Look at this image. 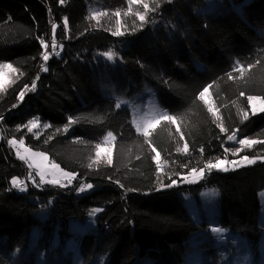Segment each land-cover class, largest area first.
<instances>
[{"label": "trees", "instance_id": "trees-1", "mask_svg": "<svg viewBox=\"0 0 264 264\" xmlns=\"http://www.w3.org/2000/svg\"><path fill=\"white\" fill-rule=\"evenodd\" d=\"M211 1L102 0L108 13L96 20L95 0H0V63L14 69L0 89V264H186L201 231V264L231 256L237 236L259 257L264 112L254 115L249 97L264 102V0H223L222 10ZM160 16L176 22L172 32L154 24ZM145 87L174 120L139 133L132 102L119 98ZM109 132L111 164L97 157ZM233 134L255 142L230 155ZM10 140L46 153L72 183L41 182ZM245 156L254 163L207 168ZM83 183L93 189L79 195ZM205 186L217 188V223L231 231L221 240L185 202L200 203Z\"/></svg>", "mask_w": 264, "mask_h": 264}, {"label": "rangeland", "instance_id": "rangeland-1", "mask_svg": "<svg viewBox=\"0 0 264 264\" xmlns=\"http://www.w3.org/2000/svg\"><path fill=\"white\" fill-rule=\"evenodd\" d=\"M223 0H217V2L214 4V2H207V7L210 9H219L222 10V4ZM105 9L103 8V2L102 0H95V2L92 5V16L98 20L102 15H105L108 13H105ZM155 25H160L165 27L167 33L172 32L175 29L176 22L173 19H169L167 17H158L154 21ZM56 51L53 49L52 52L54 53ZM14 69L8 62H2L0 63V89L4 88L8 82L11 79L12 73ZM113 83V82H112ZM111 79L105 80L104 85L106 86V89L113 90V86H110ZM112 85V84H111ZM108 87V88H107ZM133 95H122L119 99L124 100H130L132 102L131 112H132V121L134 123V126L136 130L139 133H147L150 129L155 127L157 123L162 119L163 116H165V113L161 110L159 106L158 97L156 94H154L148 87H145L143 90L135 92H132ZM253 100L250 102L251 105V111L253 113L252 104L254 103L256 106V109L258 110L261 107H264V102L262 99L258 96H252ZM123 100V101H124ZM123 104V102H120ZM134 104V105H133ZM256 113H260L257 111ZM39 124L36 122V126L34 129H38ZM114 140V135L112 134L111 137L108 135L106 138L103 139L99 149L100 156L99 158L103 160H108L109 156L111 155L112 151V141ZM239 138L237 135H235L234 140H229L231 143H234L235 146L227 150V153L230 155L236 156L245 146H242L239 144ZM245 140L253 141L255 142V139L246 138ZM2 141V134L0 133V143ZM13 141L15 143H13ZM11 144H14V146H17L15 149L19 153L20 156H24V159L28 162H30L33 165V168L36 170L37 173L43 171L45 174L44 181L52 180L53 178H61V184L68 183L67 180L63 179L61 177L62 172H70L68 170L63 169L60 165L57 163H54L50 160L49 156L38 150H34L27 145H25L22 141H15L10 140ZM239 149V151H237ZM43 153V155H40ZM253 160V159H250ZM237 161H242L238 160ZM254 161V160H253ZM245 165H248L247 162H243ZM242 163V164H243ZM52 165H58L59 167L56 169H53ZM228 167L230 168L229 164ZM72 173V172H71ZM75 178V174H74ZM13 180L17 181L18 184L21 183V180L18 178H14ZM12 180V183H13ZM197 180V179H196ZM88 184V183H83ZM82 184V185H83ZM27 183L24 181V186L22 188H19L20 192H24L27 190ZM17 188V187H16ZM80 188V187H79ZM18 189V188H17ZM23 189V190H20ZM93 189V187H92ZM92 189H87L83 192L77 191V194H83L91 191ZM185 202L188 205L191 216L195 221H198L201 217H206L211 223L213 227H210L208 231L205 233L207 236L212 235L211 238H214L215 240H221V236H228V234L231 232L229 229L219 225L217 223V219L219 217V193L215 186H205L203 187L201 193H200V203L196 199V197L192 194H185ZM260 215H259V221L260 224H264V189L260 192ZM95 209L94 211H96ZM88 224V225H87ZM89 222L86 223V226H91ZM213 229H220L219 232L213 231ZM204 232L201 231L200 233H196L194 238L191 239V251L186 252L187 261L186 264H201L198 255L193 253L197 249V245L201 242L204 237H198L200 235H203ZM233 240V246L230 249L231 256L227 253H224L223 259L221 260L220 264H264V235L261 240L262 245L260 247V255L258 258L254 257V252L252 249L249 248L247 241L243 236H237Z\"/></svg>", "mask_w": 264, "mask_h": 264}, {"label": "snow or ice", "instance_id": "snow-or-ice-1", "mask_svg": "<svg viewBox=\"0 0 264 264\" xmlns=\"http://www.w3.org/2000/svg\"><path fill=\"white\" fill-rule=\"evenodd\" d=\"M144 7L147 8L148 5L145 4ZM139 19H140L141 21H143V20L145 19V17L141 15V16L139 17ZM121 34H122V33H121L119 30H117V32L115 33V35H117V36H119V35H121ZM103 55H104L106 58H108L109 60H113V59H114V53L111 52V51H109V52H105V53H103ZM43 59H44L45 61H47V60L49 59L48 55H44ZM33 87H35V85H33ZM208 91H209L208 88H204L203 91L200 92V97H201V99H204V98L206 97V94L208 93ZM23 95H24V94L21 93V99L23 98ZM252 100H253V98H252V97H249V101L251 102ZM117 107H119V105H117ZM252 108H253V114H254V115L256 114L257 111H259V112H264V107H261V108H259V109L257 110V109H256V106H255L254 103L252 104ZM247 118H248V117H247V114H245V119H247ZM162 119H164V120H169V121L174 120L173 117H171V116H167V115L163 116ZM35 126H36V122H35V121H32V122H31V127L29 128V131H31L32 128H34ZM46 127H47V125H46ZM222 130H223V129H222ZM65 131H67V129H65ZM108 136L111 137V136H112V133L109 132V133H108ZM234 139H235V134H233V135H231V136L228 137V140H234ZM13 143H15V142L13 141ZM253 143H254L253 141H249V140H245V139H240V140H239V144L242 145V146H245V147H250ZM100 148H101V146H100V145H97V149H98V151H97V157L100 156V151H99ZM184 150L187 151V145H185V149H184ZM237 151H239V149H237ZM40 155H43V153H41ZM20 158H21V159H24V156H21ZM243 162H247L248 164H252V163H254L253 160H250L247 156H245V157L242 158V161L232 160V161H227V162H226L225 160H219V161H218L217 163H215V164L209 162V163L207 164V168H208L209 170H212V169H218V170H222V171H229V170H233V169L227 167L226 164H230L231 166H233V168H235V167H240V166H242V163H243ZM107 163H108V164H111V163H112V160H111V157H110V156H109V158H108V160H107ZM52 167H53V169H56V168H58L59 166H58V165H52ZM89 167H91V165H89ZM203 172H204V169H200V173H197L196 170L193 169L191 175H192L193 177H196V176H198V175H202ZM38 175L40 176V180H41V182H44V179H45V174H44V172L41 171V172L38 173ZM61 177H62L63 179H65V180H67V182H68L69 184H71L72 181H73V179H74V173H71V172H62V173H61ZM47 182L50 183V184L60 185V184H61V178H53L52 180H49V181H47ZM175 183H176V182L173 181L172 184H169V185H167L166 187H172ZM17 184H18V182L15 181V180H13V185H17ZM92 187H93V185H92L91 183L83 184V185L80 186L79 191L83 192V191H85V190H87V189H92ZM21 190H23V189H21ZM96 211H99V209H97ZM213 231H215V232H219L220 229H213Z\"/></svg>", "mask_w": 264, "mask_h": 264}, {"label": "built area", "instance_id": "built-area-1", "mask_svg": "<svg viewBox=\"0 0 264 264\" xmlns=\"http://www.w3.org/2000/svg\"><path fill=\"white\" fill-rule=\"evenodd\" d=\"M54 50H55V48H54ZM55 52L59 53L60 49L58 48ZM26 165H27L28 168L34 170L33 165L30 162L26 161ZM17 186L19 188H22L24 186V182H21L20 184H17Z\"/></svg>", "mask_w": 264, "mask_h": 264}, {"label": "clouds", "instance_id": "clouds-1", "mask_svg": "<svg viewBox=\"0 0 264 264\" xmlns=\"http://www.w3.org/2000/svg\"><path fill=\"white\" fill-rule=\"evenodd\" d=\"M21 182H24V181H21ZM30 183V182H29Z\"/></svg>", "mask_w": 264, "mask_h": 264}, {"label": "crops", "instance_id": "crops-1", "mask_svg": "<svg viewBox=\"0 0 264 264\" xmlns=\"http://www.w3.org/2000/svg\"><path fill=\"white\" fill-rule=\"evenodd\" d=\"M114 141V140H113ZM113 141H112V143H113Z\"/></svg>", "mask_w": 264, "mask_h": 264}]
</instances>
